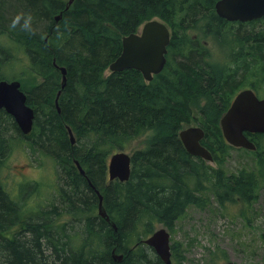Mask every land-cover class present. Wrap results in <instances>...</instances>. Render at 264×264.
Returning a JSON list of instances; mask_svg holds the SVG:
<instances>
[{
    "label": "trees",
    "instance_id": "obj_1",
    "mask_svg": "<svg viewBox=\"0 0 264 264\" xmlns=\"http://www.w3.org/2000/svg\"><path fill=\"white\" fill-rule=\"evenodd\" d=\"M217 1L73 0L66 9L68 0H0V81H19L34 110L32 130L23 135L0 109V264H164L144 244L159 227L173 230L189 208L207 209L211 197L219 207L256 200L264 182L263 134H246L256 147L255 167L230 175L189 155L178 136L199 117L200 144L212 163L223 164L232 147L220 118L239 91L251 89L240 85L239 69L244 63L254 64V74L262 69L264 28L235 30L239 45L230 65L209 59L201 41L213 42L224 28ZM153 19L171 29L162 72L150 82L133 69L110 72L122 38ZM146 134L145 145L130 152L128 181H109V157ZM21 142L36 162L50 164L55 189L52 201L28 215L23 206L39 201L24 197L37 193V182L13 185L3 172ZM96 190L114 227L98 215ZM64 216L69 219L60 220ZM212 254L218 260L222 252Z\"/></svg>",
    "mask_w": 264,
    "mask_h": 264
},
{
    "label": "rangeland",
    "instance_id": "obj_2",
    "mask_svg": "<svg viewBox=\"0 0 264 264\" xmlns=\"http://www.w3.org/2000/svg\"><path fill=\"white\" fill-rule=\"evenodd\" d=\"M195 28L199 29L200 27L196 25ZM228 28V26L224 27L222 32L218 34V36L220 35L219 38L214 37L215 40L213 39L214 41L210 42L208 46L209 59L212 62H218V67L227 63L230 65L231 60L235 58L232 50L238 47L235 29L232 30L233 34H231V32H226ZM254 28L257 31L264 28V22L261 26L255 25ZM239 31L242 32L245 29ZM259 58L256 59L258 63L260 62ZM259 65L261 64H257V66ZM254 67L252 63L242 65L239 69L243 72L240 77L242 81L240 85L245 88H254L257 96L264 98V74H262L264 61L262 62V69L261 67L256 68L255 74L258 76L254 74ZM198 119L200 118L196 117L191 120L184 128L198 126L196 123ZM150 136L151 134H146L134 140L124 152L130 154L132 150L143 147ZM16 147L5 161L4 177L13 185L14 180H16L22 187L29 181L37 182L38 188L35 189V192L38 194L35 193L31 196L28 194L24 200H26L25 198L27 201L34 198L35 201L39 202H27L22 208L24 215L34 214L37 212L36 207L41 206L40 202L43 203L42 208H44L45 204L52 201L51 196L55 192V189L53 190L54 184H51L52 171L50 164L46 163L45 159L40 164L35 161L36 157L29 153L24 142L19 143ZM255 160L256 158L251 151L232 148L229 157L223 164H210L214 168H222L226 175H230L237 174L242 170H251L255 167ZM20 178L25 180L21 181ZM54 180L53 183H56L57 177ZM17 193L18 188L17 191L14 190L13 195ZM257 193L256 200L251 203L228 202L225 206L219 207L215 198L211 197L207 209L189 208L186 216L176 222L173 230H168L170 249L173 246L171 263L214 264V262L224 263L226 262L224 260H227L237 264H264V182L261 183V189ZM44 198L45 201H43ZM68 219V216H64L60 220ZM213 251L222 252L218 260L214 259Z\"/></svg>",
    "mask_w": 264,
    "mask_h": 264
},
{
    "label": "water",
    "instance_id": "obj_3",
    "mask_svg": "<svg viewBox=\"0 0 264 264\" xmlns=\"http://www.w3.org/2000/svg\"><path fill=\"white\" fill-rule=\"evenodd\" d=\"M73 0H68L66 9ZM215 12L218 17L228 21H252L264 17V0H218L215 3ZM61 15L55 17L58 21ZM170 30L160 20L147 21L139 27L136 33H131L122 38L121 52L119 56L109 65L110 72H122L133 69L141 73L146 82H150L154 76L162 72L166 64L167 47L170 43ZM56 65V64H55ZM61 72V88L65 86L66 70L59 68ZM55 105L57 112L59 108L57 99ZM25 93L21 90V84L17 80L0 81V109L10 115L23 135H28L33 127L34 110L27 105ZM219 126L224 140L233 148L255 151V144L248 139L246 134L264 135V98H259L252 89L239 91L232 99L229 108L225 111L219 121ZM70 142L74 144L71 130L68 129ZM186 152L199 157L204 161L211 162L210 152L200 144L204 137V131L199 126L184 128L178 133ZM75 165L81 175L83 170L75 161ZM108 180L128 181L131 173L130 154L121 151L112 154L107 164ZM90 185V184H89ZM92 187V186H91ZM98 202V215L114 227L109 220L103 206L102 197L98 190L95 191ZM144 244L150 247L155 255L164 264H171L170 234L166 228L160 227L144 240ZM112 257L119 262L122 255ZM224 264H237L228 261Z\"/></svg>",
    "mask_w": 264,
    "mask_h": 264
},
{
    "label": "flooded vegetation",
    "instance_id": "obj_4",
    "mask_svg": "<svg viewBox=\"0 0 264 264\" xmlns=\"http://www.w3.org/2000/svg\"><path fill=\"white\" fill-rule=\"evenodd\" d=\"M215 9V8H214ZM216 13V12H215ZM222 19V24L223 27L228 26L229 29H232L234 31L235 30H241V29H245V31H247V29L249 30L250 28H254L255 25H262L264 22V17L257 19V20H252V21H245V22H240V21H228L226 19ZM226 23V24H225ZM170 30V34H171V29ZM201 43L208 47L210 45V42H206L205 40L201 41ZM167 55V54H166Z\"/></svg>",
    "mask_w": 264,
    "mask_h": 264
},
{
    "label": "clouds",
    "instance_id": "obj_5",
    "mask_svg": "<svg viewBox=\"0 0 264 264\" xmlns=\"http://www.w3.org/2000/svg\"><path fill=\"white\" fill-rule=\"evenodd\" d=\"M20 20V16H17L14 20H13V26H15V24ZM30 20L31 17L28 16L25 20H24V24L23 27L24 28H29L30 27Z\"/></svg>",
    "mask_w": 264,
    "mask_h": 264
},
{
    "label": "bare ground",
    "instance_id": "obj_6",
    "mask_svg": "<svg viewBox=\"0 0 264 264\" xmlns=\"http://www.w3.org/2000/svg\"><path fill=\"white\" fill-rule=\"evenodd\" d=\"M172 16V15H171ZM175 17V16H174ZM170 18V17H169ZM174 21V20H173ZM172 21V22H173ZM226 24V23H225ZM200 25H202V24H200ZM223 26V25H222ZM213 28V27H212ZM257 28V27H256ZM216 29V28H215ZM248 30V29H247ZM178 35V34H177ZM176 35V36H177ZM214 35V34H213ZM222 36V35H221ZM257 36V35H256ZM215 37V36H214ZM226 38V37H225ZM187 40V39H186ZM248 40H250V39H248ZM224 41V40H223ZM188 44H189V42L188 41H186ZM176 43V42H175ZM225 43V42H224ZM224 43H223V45H224ZM230 43V42H229ZM239 43V42H238ZM185 44V43H184ZM233 45V44H232ZM239 45V44H238ZM222 46V45H221ZM225 46H226V44H225ZM188 47V46H187ZM223 47V46H222ZM234 47V46H233ZM241 47V46H240ZM185 48V47H184ZM231 48V47H230ZM189 49V48H188ZM223 49V48H222ZM202 50V49H201ZM228 50V49H227ZM238 50H239V48H238ZM244 50V49H243ZM176 51V50H175ZM226 51V50H225ZM240 51V50H239ZM245 51V50H244ZM227 52V51H226ZM229 52V51H228ZM231 52V51H230ZM241 52V51H240ZM173 53V52H172ZM176 53V52H175ZM238 53V52H237ZM232 54V53H231ZM257 54H258V52H257ZM240 55H242V54H240ZM245 55V54H244ZM205 56V55H204ZM226 56H228V55H226ZM244 57H246V56H244ZM231 58V57H230ZM242 58V57H241ZM206 59V58H205ZM207 60H208V58H207ZM241 60V59H240ZM244 62V61H243ZM243 62H242V64H243ZM231 63V62H230ZM228 64V63H227ZM241 64V63H240ZM235 66V65H234ZM241 66V65H240ZM213 68V67H212ZM241 68V67H240ZM235 70V69H234ZM103 148V147H102ZM101 149V148H100ZM212 161H213V159H212ZM212 161L211 162H209V163H212ZM139 237V236H138ZM136 241V240H135ZM134 241V242H135ZM133 247V246H132ZM115 252V251H114Z\"/></svg>",
    "mask_w": 264,
    "mask_h": 264
}]
</instances>
